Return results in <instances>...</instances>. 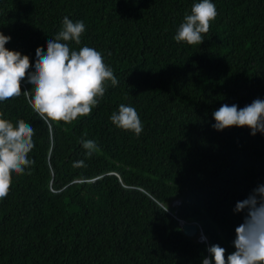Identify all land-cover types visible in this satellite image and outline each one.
I'll use <instances>...</instances> for the list:
<instances>
[{"label": "trees", "instance_id": "obj_1", "mask_svg": "<svg viewBox=\"0 0 264 264\" xmlns=\"http://www.w3.org/2000/svg\"><path fill=\"white\" fill-rule=\"evenodd\" d=\"M196 2L0 0L6 47L33 70L36 49L47 51L68 16L86 25L72 49L100 51L119 81L90 116L51 130L25 96L0 102L6 118L36 133L31 175H14L0 201V264H202L213 244L235 250L244 218L236 203L264 184V133L218 131L213 113L264 100V0H212L218 16L204 43H177ZM120 104L138 111L139 137L110 121ZM84 139L99 146L91 158ZM81 160L87 167H73ZM181 219L208 241L186 236Z\"/></svg>", "mask_w": 264, "mask_h": 264}, {"label": "clouds", "instance_id": "obj_2", "mask_svg": "<svg viewBox=\"0 0 264 264\" xmlns=\"http://www.w3.org/2000/svg\"><path fill=\"white\" fill-rule=\"evenodd\" d=\"M217 16L212 0H199L192 5L190 13L185 14L174 40L193 46L203 44ZM85 32L86 25L82 20L73 22L65 16L60 30L47 41V51L41 47L36 49L33 70L30 57L8 49L6 45L11 36L0 31V102L25 96L28 105L49 130L54 124L63 122L70 125L90 116L105 96L109 84L115 87L119 81L100 51L87 45L72 49V43L81 45ZM25 80L32 86L30 91L23 89ZM213 117L215 124L212 127L218 131L248 127L252 135L264 133V100L257 98L243 108L236 104H223L214 111ZM110 121L137 137L144 130L139 113L133 106L120 104L118 111L111 114ZM35 134L32 124L23 119L13 122L0 112V201L10 194L14 175H31L36 163L30 157L35 147ZM81 143L88 158L100 150L94 140L84 139ZM73 167L87 165L81 160L74 162ZM74 181L81 180L76 178ZM179 203L180 199L176 198L171 205ZM158 208L168 211V206ZM235 211L244 213L243 222L235 229V250L229 254L219 244H213L207 248L211 255L205 256L202 264H213V261L214 264H264V184L254 188L246 199L238 201ZM198 227L201 232L196 235L197 240L207 242V237ZM200 234L203 239H199Z\"/></svg>", "mask_w": 264, "mask_h": 264}, {"label": "water", "instance_id": "obj_3", "mask_svg": "<svg viewBox=\"0 0 264 264\" xmlns=\"http://www.w3.org/2000/svg\"><path fill=\"white\" fill-rule=\"evenodd\" d=\"M180 227L183 231V233L188 237H193L200 233L198 224L196 222H187L184 220L180 221ZM199 239H203L202 235L200 234Z\"/></svg>", "mask_w": 264, "mask_h": 264}]
</instances>
